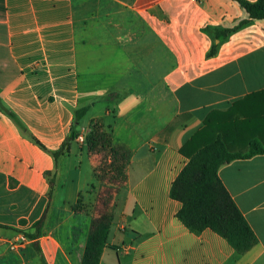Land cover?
Wrapping results in <instances>:
<instances>
[{"label": "crops", "instance_id": "crops-1", "mask_svg": "<svg viewBox=\"0 0 264 264\" xmlns=\"http://www.w3.org/2000/svg\"><path fill=\"white\" fill-rule=\"evenodd\" d=\"M249 20L236 0H0V99L41 144L0 110V264H82L105 204L84 193L102 189L115 192L100 264H264V154L219 170L258 238L243 254L191 231L171 195L209 119L233 152L264 146V20L238 28ZM100 99L86 142L56 159L75 111ZM94 120L130 154L122 185L99 178Z\"/></svg>", "mask_w": 264, "mask_h": 264}, {"label": "trees", "instance_id": "trees-1", "mask_svg": "<svg viewBox=\"0 0 264 264\" xmlns=\"http://www.w3.org/2000/svg\"><path fill=\"white\" fill-rule=\"evenodd\" d=\"M249 14L250 20L242 22L238 28L251 20H264V0L250 2L236 0ZM230 33L233 30L229 31ZM215 53V49L211 54ZM0 110L13 119L18 126L37 144L40 142L29 132L27 126L0 99ZM87 112V108L75 111V123L71 133L61 149L54 154L58 159L66 152L71 141L80 135L78 126ZM213 119L207 121L205 130L199 132L189 143L190 156L188 164L181 171L172 186V198L182 203L178 218L193 232L201 233L211 229L226 238L229 243L243 254L258 242V238L241 209L234 201L230 192L219 177L222 166L237 159L250 158L264 154V146L258 141L251 143L246 154L233 152L224 139V130L216 126ZM87 145L92 154L110 152L105 159L110 160V166L117 171V176L126 179V170L130 162V154L112 144L111 134L100 121H93L91 131L87 135ZM105 161V160H104ZM105 163V162H104ZM108 172V171H107ZM99 178L101 176L99 175ZM79 200L76 209L80 208ZM93 219L82 264H100L103 250L112 224V214L108 206ZM42 223V222H41ZM40 222L37 224L39 226Z\"/></svg>", "mask_w": 264, "mask_h": 264}, {"label": "rangeland", "instance_id": "rangeland-1", "mask_svg": "<svg viewBox=\"0 0 264 264\" xmlns=\"http://www.w3.org/2000/svg\"><path fill=\"white\" fill-rule=\"evenodd\" d=\"M107 107H108V104L101 99L98 101L96 107L93 106V104H91V107H86L87 112H86L85 116L83 117V119H84L83 123H86L87 121H89L90 119H92L95 116H101V118L104 117L105 109ZM95 121H97V120H94V122ZM105 129H107V128L105 127ZM107 153L110 154V152H108V151H107ZM107 153H106V151H104L103 153L98 154L100 156V164H99V168H98V173L101 176V180H104L107 183H112V184L114 183L118 186L122 185V183H123L122 177L117 176V171L114 169V167L110 166L111 165L110 164L111 159L110 158L108 160L105 159L106 158L105 155H107ZM93 184L96 185V182L93 181ZM89 192H91V190ZM114 192H115V190L109 191L107 189H104V190L102 189V190H96L94 194H92V192H91L90 194H92L93 196H91V195L87 196V192H85L84 195L86 196L85 199H89L90 201H93V199L97 200L98 198H100L102 200V203L106 204L107 201H109L113 198ZM99 209H100V211H102L105 209V207H99Z\"/></svg>", "mask_w": 264, "mask_h": 264}, {"label": "built area", "instance_id": "built-area-1", "mask_svg": "<svg viewBox=\"0 0 264 264\" xmlns=\"http://www.w3.org/2000/svg\"><path fill=\"white\" fill-rule=\"evenodd\" d=\"M192 1H196V0H192ZM77 141L81 142V143H85L86 142V137L84 134H80L78 137H77ZM28 241L27 237H25L24 235H21L19 236V238L13 242L11 244V249L13 251L15 250H18L21 248V246L26 243Z\"/></svg>", "mask_w": 264, "mask_h": 264}]
</instances>
